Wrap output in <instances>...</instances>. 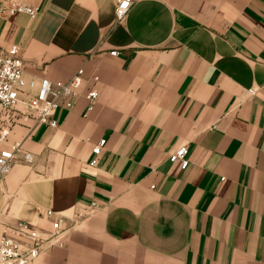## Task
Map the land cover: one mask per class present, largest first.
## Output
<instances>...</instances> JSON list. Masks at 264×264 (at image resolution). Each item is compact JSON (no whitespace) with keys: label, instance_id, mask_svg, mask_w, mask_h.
Here are the masks:
<instances>
[{"label":"crops","instance_id":"0c3cea01","mask_svg":"<svg viewBox=\"0 0 264 264\" xmlns=\"http://www.w3.org/2000/svg\"><path fill=\"white\" fill-rule=\"evenodd\" d=\"M14 4L38 10L0 12V47L20 48L26 80L83 68L85 84L55 128L0 109V149L22 144L0 182V235L48 233L59 216L61 246L34 264H264V0H136L120 23L114 0L0 8ZM180 147L186 169L169 160Z\"/></svg>","mask_w":264,"mask_h":264},{"label":"built area","instance_id":"2783aa9c","mask_svg":"<svg viewBox=\"0 0 264 264\" xmlns=\"http://www.w3.org/2000/svg\"><path fill=\"white\" fill-rule=\"evenodd\" d=\"M136 0H114V13L117 23L122 22ZM3 0H0V4ZM0 12L9 14L24 13L35 18L38 10L25 5H11L0 8ZM117 55V52H112ZM98 81V77L94 78ZM85 84V71L83 68L77 70L69 81H51L50 79L26 80L25 64L20 55V48L16 45L8 50L0 47V109L11 111L18 104H22L25 111L22 114L27 117L35 115L38 123H47L51 127H57L55 114L61 108L70 110L75 100L81 95ZM252 93V91H251ZM88 101L87 112L94 109L98 92L88 90L85 93ZM10 130L0 121V143L7 142ZM106 140H101L92 148V154L97 158ZM22 144L14 142L0 149V182L12 169L15 162L19 160ZM93 159L91 166L97 164ZM30 160L25 154L22 158ZM171 162H180L181 168L186 169L190 162L187 147H180L169 156ZM96 205V204H94ZM49 217L54 216L48 211ZM64 219L56 217L52 222V230L42 233L27 222H19L15 226L5 227L0 235V264H34V261L45 251L61 246L59 233L62 230Z\"/></svg>","mask_w":264,"mask_h":264}]
</instances>
